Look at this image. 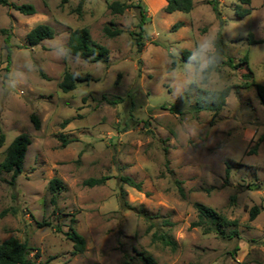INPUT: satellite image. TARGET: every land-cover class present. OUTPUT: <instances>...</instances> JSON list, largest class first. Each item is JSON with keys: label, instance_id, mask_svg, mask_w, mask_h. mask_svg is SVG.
<instances>
[{"label": "rangeland", "instance_id": "rangeland-1", "mask_svg": "<svg viewBox=\"0 0 264 264\" xmlns=\"http://www.w3.org/2000/svg\"><path fill=\"white\" fill-rule=\"evenodd\" d=\"M10 1L36 12L0 5V163L17 136L29 135L31 144L13 184V174L0 171V243L27 242L37 264H264V105L245 87L264 84V0H194L190 13H166L162 0ZM113 1L130 7L112 13ZM244 9L250 14L241 17ZM39 24L55 35L31 47L27 35ZM84 27L109 50L107 64L68 53L70 33ZM105 27L121 34L108 37ZM220 27L225 62L204 83L181 51L192 52ZM66 73L84 81L64 92ZM228 86L219 113L194 110L198 88ZM102 177L103 184H84ZM53 178L64 183L56 204ZM121 191L130 209L122 208ZM196 204L237 220L239 237L193 227ZM254 207L260 212L252 220ZM70 227L85 238L83 253H74ZM161 233L175 248L158 239Z\"/></svg>", "mask_w": 264, "mask_h": 264}, {"label": "trees", "instance_id": "trees-1", "mask_svg": "<svg viewBox=\"0 0 264 264\" xmlns=\"http://www.w3.org/2000/svg\"><path fill=\"white\" fill-rule=\"evenodd\" d=\"M243 4L250 5L251 0H240ZM67 2V0H62V3ZM82 3V2H81ZM210 4L213 5V9L220 19V26L222 27V17L217 9V5L214 1H211ZM0 5L12 7L13 9L17 10L18 12L25 14V15H33L36 12V9L31 4H21L17 5L12 3L10 0H0ZM81 6V4H80ZM79 6V7H80ZM109 9L112 13L115 14H122L126 9L130 6L126 3L120 1H113L108 5ZM194 8V0H166V5L164 11L166 13H174V12H183V13H190ZM80 9V8H79ZM236 11L241 9L240 6H237ZM239 14V13H238ZM250 14V10L244 9L243 12L240 13L241 17ZM144 24V20L142 19L140 25ZM182 26L181 22L176 23L173 26V29H177ZM219 29L217 32V47L218 50L222 53L223 61L225 62V44L223 39L222 29ZM104 33L108 37H116L121 34V30H112L109 27H105ZM55 35V30L47 25V24H39L35 26L27 35V43L29 46H37L42 41L52 39ZM253 34L249 36V42L252 43ZM137 45L139 51H141L143 47V42H141L140 38L137 40ZM6 48L8 51L7 55V63L11 62V52L12 46L9 42V37L6 39ZM68 53L70 55H74L78 58H81L87 62L91 63H108L109 59V50L97 43L94 42L92 39L90 30L87 27L74 30L70 33V40L68 43ZM191 51L187 49H183L181 51V59L185 62L190 55ZM247 57L243 59L245 62ZM221 63V64H222ZM227 63L230 66L235 67L233 60L228 59ZM177 60L174 56H172V66L176 67ZM196 66V65H195ZM198 69V67L196 66ZM218 66H213V68L209 69L207 72L202 73V81L206 83L211 74L216 71ZM244 77H248L246 74ZM84 81L83 78L80 76L73 75L71 73H66L64 80L60 84L61 89L64 92H69L75 89L76 84L78 82ZM193 87H196L193 85ZM246 88L254 87L257 91L258 97L264 105V84H258L256 82H252L250 84H245ZM233 87L228 86L222 90H205L198 88V99L195 103L194 110L196 112L201 111H210L214 113H219L226 105L227 98L229 97ZM171 111L174 108H170ZM32 120L35 124L36 129L40 128V123L35 116H32ZM4 134L0 135V147L3 145L4 142ZM65 145L67 142L64 138H62ZM31 144V138L27 134H21L17 136L10 146L7 148L6 155L4 160L0 163V171L6 173H12L13 179L12 184L15 181L17 175H19L23 170V164L26 157V153L28 147ZM106 177L102 178H90L84 182L85 185L88 186H96L103 184L106 181ZM121 182L127 184L137 190L142 189V183L136 182L133 178L129 176H123L121 178ZM179 183V182H178ZM64 189V183L62 180L58 178H53L49 183V190L52 193V202L56 204V197L59 193ZM179 191L183 193L182 188L179 187ZM120 203L122 208L130 209V204L125 199V192L121 191L120 195ZM196 208L198 211V220L192 224L193 227H201L205 234L215 232L218 236L222 238H238L239 231H238V221L228 219L226 216L220 214L215 209H212L208 206L203 204H196ZM260 210L257 207H254L250 211V219H255V217L259 214ZM140 214L146 217L144 212H140ZM45 225V224H43ZM48 225V224H46ZM66 236L70 239L74 244V253H83L86 249V241L85 238L73 227H70L69 231L66 232ZM158 236L165 245L171 246L175 248V242L171 238L170 235L167 233H161ZM237 249V248H236ZM33 248L29 246L27 242H21L16 237H11L3 242L0 243V264H37V262L32 258ZM149 263H152V259L146 258Z\"/></svg>", "mask_w": 264, "mask_h": 264}, {"label": "clouds", "instance_id": "clouds-1", "mask_svg": "<svg viewBox=\"0 0 264 264\" xmlns=\"http://www.w3.org/2000/svg\"><path fill=\"white\" fill-rule=\"evenodd\" d=\"M223 56L217 47V38L215 36H204L197 42L194 50L190 53L186 65L195 64L200 73L207 72L213 66H220Z\"/></svg>", "mask_w": 264, "mask_h": 264}, {"label": "crops", "instance_id": "crops-1", "mask_svg": "<svg viewBox=\"0 0 264 264\" xmlns=\"http://www.w3.org/2000/svg\"><path fill=\"white\" fill-rule=\"evenodd\" d=\"M166 4V0H162Z\"/></svg>", "mask_w": 264, "mask_h": 264}]
</instances>
